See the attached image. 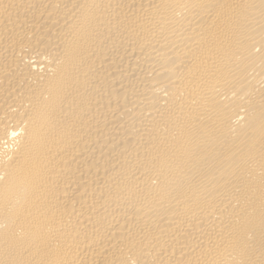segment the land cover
<instances>
[{"label":"bare ground","instance_id":"obj_1","mask_svg":"<svg viewBox=\"0 0 264 264\" xmlns=\"http://www.w3.org/2000/svg\"><path fill=\"white\" fill-rule=\"evenodd\" d=\"M0 264H264V0H0Z\"/></svg>","mask_w":264,"mask_h":264}]
</instances>
